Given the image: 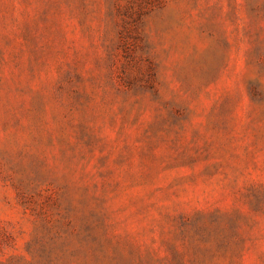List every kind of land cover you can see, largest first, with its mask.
I'll list each match as a JSON object with an SVG mask.
<instances>
[{
  "label": "rangeland",
  "instance_id": "374dc122",
  "mask_svg": "<svg viewBox=\"0 0 264 264\" xmlns=\"http://www.w3.org/2000/svg\"><path fill=\"white\" fill-rule=\"evenodd\" d=\"M0 264H264V0H0Z\"/></svg>",
  "mask_w": 264,
  "mask_h": 264
}]
</instances>
